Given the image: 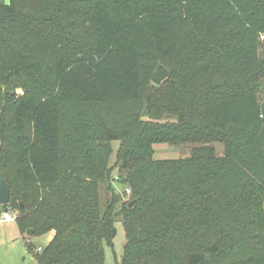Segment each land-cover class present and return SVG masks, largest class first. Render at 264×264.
Instances as JSON below:
<instances>
[{"label":"trees","instance_id":"1","mask_svg":"<svg viewBox=\"0 0 264 264\" xmlns=\"http://www.w3.org/2000/svg\"><path fill=\"white\" fill-rule=\"evenodd\" d=\"M262 36L264 0H0V169L21 232L52 235L40 252L26 244L39 264H104L119 221L121 264H264ZM151 52L177 60L144 92ZM114 103L175 123L85 124L63 159V110ZM116 141L132 209L111 183ZM162 143L202 146L153 161Z\"/></svg>","mask_w":264,"mask_h":264},{"label":"rangeland","instance_id":"2","mask_svg":"<svg viewBox=\"0 0 264 264\" xmlns=\"http://www.w3.org/2000/svg\"><path fill=\"white\" fill-rule=\"evenodd\" d=\"M9 0H6L8 2ZM185 23H182L179 26V33H181L182 39L186 36L185 33ZM186 38V37H185ZM261 41L264 46V36L261 37ZM181 54L179 58L189 56L190 50L185 49L181 46ZM264 55V49H261L260 52ZM187 58V57H186ZM177 60V59H176ZM175 60V61H176ZM174 60H163V63L167 66H173L175 64ZM157 56L151 52L147 56H144L143 60L140 63L141 66V76L142 81L144 82V92L151 85V77L152 74L156 71L158 67ZM175 66V65H174ZM139 104L137 103H129V104H108V105H98V106H75L72 108L63 110V117L61 123V130H63V143L64 151H63V159L67 157V143L72 140L74 137L83 136L85 133H91L89 128H86L85 124H93V123H101L107 124L108 127L112 129L121 130L124 126H130L131 122L135 123L134 125L139 126V122L143 125H147L149 123H175V120H168L165 117L161 121H152L145 117V119L139 120L137 119V111L139 109ZM132 119V120H130ZM130 120V121H129ZM95 131V129H93ZM80 131H83L80 133ZM113 145L114 155L112 156V161L110 162L111 168H114V172L112 176V187L115 192H117L121 196V202L119 206L124 203H129L132 201L134 197L133 191H131L129 186L120 184V176H119V167H116V154L119 150L120 144L119 142H115ZM215 146L216 155L218 157L224 156V147L220 144H211ZM201 144H182L173 146L169 143L155 144L153 146L154 154L150 159L153 161H173L178 159H186L190 158L193 155L195 149L200 148ZM149 159V158H148ZM140 165V164H139ZM66 165H62V171L65 170ZM88 181H94L90 175H87ZM101 197L102 202L107 199V192L105 191V187L101 188ZM10 209V214L17 216L16 210L13 208ZM4 213L1 210L0 206V220L2 219ZM264 218V216H263ZM117 234L116 239L113 246L107 245L105 246V263L104 264H121L122 258L124 256V246L126 244L125 238V230L123 223L121 221L117 222ZM224 225V224H223ZM225 226V225H224ZM225 232L229 230V225L226 226ZM217 231L222 228L221 226H217ZM219 228V229H218ZM233 233H240L241 227L235 226L230 229ZM239 231V232H238ZM245 232V231H244ZM222 233V230H221ZM258 235H264V227L261 230H258ZM244 234V233H243ZM252 234V233H251ZM257 235V236H258ZM247 236V235H246ZM52 235L45 236H28L26 232L22 233L19 226H17L16 221L10 222L7 225L0 224V264H39L36 258L33 256L35 252H39L40 248L44 249L51 242ZM237 242V237L233 238ZM31 244V247L34 253L29 252L26 244ZM231 247H235V243H232ZM230 257H232V252L227 250L223 251V258H220L221 261L227 262Z\"/></svg>","mask_w":264,"mask_h":264},{"label":"water","instance_id":"3","mask_svg":"<svg viewBox=\"0 0 264 264\" xmlns=\"http://www.w3.org/2000/svg\"><path fill=\"white\" fill-rule=\"evenodd\" d=\"M156 71L153 73L151 77V81L157 86L162 85L164 82H166L171 77V71L169 68L165 67L162 63L158 64ZM10 189L7 183V180L4 179L3 174L0 169V206L4 207L5 213H8L10 210L8 208V204L10 201ZM136 204V200L132 201L131 204H129L130 209H132ZM34 234L33 230H28L27 235L31 236Z\"/></svg>","mask_w":264,"mask_h":264},{"label":"built area","instance_id":"4","mask_svg":"<svg viewBox=\"0 0 264 264\" xmlns=\"http://www.w3.org/2000/svg\"><path fill=\"white\" fill-rule=\"evenodd\" d=\"M16 220H17V216L10 214V212L4 213V215H3V222L4 223L15 222ZM40 251H41V248H40L39 252Z\"/></svg>","mask_w":264,"mask_h":264},{"label":"crops","instance_id":"5","mask_svg":"<svg viewBox=\"0 0 264 264\" xmlns=\"http://www.w3.org/2000/svg\"><path fill=\"white\" fill-rule=\"evenodd\" d=\"M8 223H10V222H8ZM8 223H4V222H3V217H2V219L0 220V224L7 225Z\"/></svg>","mask_w":264,"mask_h":264}]
</instances>
